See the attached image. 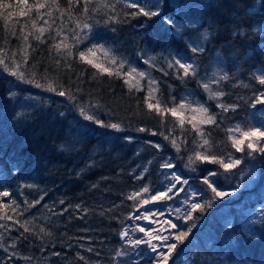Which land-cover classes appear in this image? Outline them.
Returning a JSON list of instances; mask_svg holds the SVG:
<instances>
[{
	"label": "trees",
	"instance_id": "16d2710c",
	"mask_svg": "<svg viewBox=\"0 0 264 264\" xmlns=\"http://www.w3.org/2000/svg\"><path fill=\"white\" fill-rule=\"evenodd\" d=\"M7 2L13 6L9 10L17 14L21 7H26H17V0ZM126 2L92 0L89 5V15L93 17L90 23L103 21L109 15L118 17L116 23H101L95 28L99 42L111 48L109 57L100 51L89 56L112 69L111 76L79 59L78 52L86 51L91 43H80L67 60L57 55L53 47L65 36L66 42L72 44L73 32L79 31L77 21L84 18L83 3L73 0L69 5L68 0H58L63 17L61 12L51 9L55 23L50 20L52 27L45 33L43 43L29 37L32 47L26 64L19 51L20 41L10 34L0 17V57L9 64V71H3L0 65V190L11 192L10 197L0 198L4 205L0 207V264H134L125 251L129 248L133 253L137 248L129 246L130 236L122 239L120 233L136 227L140 220L129 216L140 215L145 208L171 213L168 217L185 230L193 222L196 224L182 246L179 264H264V156L254 154L256 158L249 159L247 149L245 153H236L227 132L236 124L247 123L254 112L250 106L253 94L264 88L255 79L264 75V0H161V15L151 19L142 15L125 17V12L136 11L126 8ZM35 3L36 0H29L30 5ZM113 3L115 11L104 6ZM165 16L180 25L179 35L164 22ZM30 18H37L35 9ZM30 18L14 15L7 25L16 23L19 34L20 26L27 24L25 31H29ZM189 21H193L191 26ZM42 25L41 20L37 26ZM61 26L63 31L56 36ZM51 36L56 39H50ZM195 44L202 45L204 51L191 53ZM13 53L26 75L34 72L41 83L63 86L77 97L76 103L89 106L90 114L94 112L105 123L119 122L125 130L116 132L84 121L76 103L66 97L18 82L10 75ZM177 53L195 62V77L179 79L182 70L168 68V60ZM112 56L116 57V64L111 63ZM151 57L155 59L149 64L143 62ZM122 60L127 63L120 69ZM130 67H136L137 72L131 77L123 76ZM140 71L146 73L143 78H138ZM225 74L228 79L220 80ZM146 76L156 81L151 85L155 89L152 102L159 101L160 114L146 107L150 87ZM125 79L132 84L138 80L142 90L130 91ZM216 80L219 83H210V87L225 95L209 100L203 84ZM184 98L205 104L211 113L220 112L216 108L218 102L239 105L235 111L218 117L219 127L200 126L212 145L208 151L225 157L232 152L237 158L243 157L237 169L224 173L219 165L207 162L188 166V157L201 144V137L189 123L194 114L187 107L178 108ZM174 106L178 113L183 112V126L178 116L167 111ZM139 127L147 130L139 132ZM126 137H131V142ZM169 157L175 163L172 171L192 176L193 187L206 188L196 177L216 170L222 174L217 177L221 190L231 191L238 184L240 189L236 195L217 198L211 208L205 205L203 212L197 210L193 220L187 222L176 220L174 212L178 205L187 210V205L179 203L183 193L173 201L141 207L139 199L160 188L162 173L169 171L160 165ZM16 167L18 172L14 171ZM141 172L143 178L136 179ZM145 186L149 193L142 192ZM134 192H141V197L129 199ZM212 195L207 190L198 202L204 205ZM41 196L39 204L28 207L25 203ZM13 198L15 203L11 202ZM63 209L67 210L61 214ZM26 221L27 232L21 227ZM228 221L231 228L226 227ZM144 250L146 245H141L135 255L138 262L149 264L155 257H142ZM118 252L124 255L118 256Z\"/></svg>",
	"mask_w": 264,
	"mask_h": 264
},
{
	"label": "snow or ice",
	"instance_id": "6c2138e0",
	"mask_svg": "<svg viewBox=\"0 0 264 264\" xmlns=\"http://www.w3.org/2000/svg\"><path fill=\"white\" fill-rule=\"evenodd\" d=\"M75 2L77 4L83 3L84 18L83 20L77 21L76 27L79 29V31L73 32L72 44L66 42V36L61 42L53 44L57 55H61L62 58L67 60V58L72 57L73 48H78V45L80 43L89 42L91 43V46L87 47L86 51L78 52L79 59L86 64L91 65L93 68L100 70L101 72L108 73L109 76L113 75L112 69L103 67L101 63L94 62V60L90 59L89 56L94 57L96 53L100 51L103 52L105 57H109L111 48H106L105 44L99 42L100 38L96 35L95 28L101 23H103L104 26L116 23L118 17L109 15L107 16V19L103 21H96L95 24L90 23L89 21L93 19V17L89 15V5L91 4L92 0H75ZM68 3L69 5H71L73 3V0H68ZM20 6L26 7H21L19 13L17 14L9 10L13 7L11 3L7 2V0H0V17H3V19L5 20L6 26L9 27L10 34L20 41L19 51L23 53L22 61L26 64L29 59L28 50L32 47L31 43L29 42V37L31 36L33 40L43 43L45 33L48 32L52 27L50 20L52 21V23H55V18L53 17V12L51 9L54 8L56 11L61 12V18L63 17V12L61 11L58 0H36V3L31 5L29 4V0H17V7ZM104 6L110 7L112 11H115L116 8V5L114 3ZM125 7L129 9H136V11L124 13L125 17L131 16L133 18L142 15L148 19H151L152 17L160 16L163 10L161 0H127ZM33 9H35L37 17L34 20L30 18V13L33 11ZM42 9L48 10L41 12ZM91 11L96 12L97 9H92ZM14 15H19L21 17L29 16L31 29L29 31H25L27 24H23L20 26L19 34H17L16 23H13L10 26L7 25L9 17H12ZM45 17H48V19H45ZM163 19L166 24L173 26L176 34L179 35L180 25H178L176 21L169 19L166 16L163 17ZM41 20L43 21V25L38 27L37 25ZM17 23H19V21H17ZM188 23L189 26H191L193 21H189ZM112 30L115 31L114 28ZM62 31L63 27L61 26V28H58L56 30V36H60ZM56 36H51L49 38L55 40ZM204 38L207 39V33L204 34ZM190 51L193 54L202 53L204 51V48L200 44H195V46L191 47ZM153 59H155V57L143 59V62L145 64H149ZM12 63L13 66L10 70V75L15 77L18 82L33 85L38 89L55 93L60 97H66L69 101L76 103L77 97L75 95L69 94V92H67L63 88V86H57L53 82L41 83L40 80L36 78V74L34 72L26 75L25 71L21 70V63L15 61V53H13ZM56 63L59 64L60 61L57 60ZM111 63L116 64L115 56H112ZM125 63H127V61L122 60L119 63L118 68L123 69ZM0 65H3V71H9V64L5 63V58L0 57ZM167 66L169 69L178 67V70H182V75L178 76L179 79H183L184 77H188L189 75L195 77L197 74V65L192 60V58H186L179 53L168 60ZM136 72V67H130L128 72L123 73V76L131 77L132 74ZM116 75L120 76L121 73L117 71ZM137 75L143 78L146 73L144 71H140L137 73ZM165 75H167V72H165ZM227 79V74L220 77V80ZM255 79L259 85L264 86V75H257ZM124 82L126 85H128L130 91L132 90V88H136L138 91L142 90L138 80L135 84L130 83L127 79H125ZM155 83L156 81L154 80L149 81L150 87L148 95L145 97V103L149 111L155 110L157 114H160L161 108L159 105V101H157L156 103L152 102L155 89L152 88L151 85H154ZM210 83L218 84L219 80L203 84V89L209 94V100H219V98L224 96L225 93L222 91H213L210 87ZM253 95L254 99L251 101L250 106L254 110V112L248 118L247 123L236 124L234 127H230L227 129V132L229 133L228 140L231 142V148L234 149L236 153H245V150L247 149V156L249 159H255L256 156L254 154L264 156V107L258 108V106H264V88L254 93ZM193 104H195V107H193ZM76 107L79 110L80 117H82L84 121H88L101 127L110 128L112 130H115L116 132L125 130L124 128H122L121 123L119 122L105 123L103 120L99 119L94 112L90 114V108L88 105H80L79 103H76ZM185 107L190 109L194 114L191 117L189 123L192 124V128L196 130L197 135L201 137V144L197 146L194 154L188 157V166L191 167V165L197 162H207L219 165V167L223 169L224 173H231L233 169H237V166L242 164L243 157L237 158L232 152H228L227 156L225 157L223 154L216 155L213 152L208 151V149H211L212 145L210 144V140L208 138H205V134L200 126L216 125L217 127H219L220 124L218 123V117H222L223 114L227 113L229 110L235 111L239 107V105H226L224 103L218 102L216 104V108L220 109V112L211 113L209 107L205 106V104L184 98L178 105V108L183 110L185 109ZM167 111L170 112L174 117L178 116L179 124L181 126L184 125L185 121L183 119L182 111L178 113L177 107L175 106L167 109ZM196 113H199V119H197V116L195 115ZM77 123H79V121H77ZM146 130L147 129L145 127H139L137 129V131L139 132H145ZM150 134L156 135L157 133L151 132ZM167 138L168 137H165V139ZM125 139H127L129 142H131L132 140L131 137H126ZM172 145L176 148L177 153H179L180 148L175 140L172 141ZM154 146L157 148L161 147L159 144H155ZM200 148H205V151L199 150ZM160 167L162 169L169 170L162 173L163 180L161 181L160 188H158L154 194L148 195L146 198L141 197V192H134L131 196H129V199L141 197L139 199V204L141 205V207H143L155 202L173 201L174 199H178L180 197V194L183 193V199L180 200L179 203L182 205H187L188 207L186 211H183L179 205L174 208V212L176 213V220L183 219L185 222L193 220V214L197 212V210L203 212L205 205H207L208 208H211L217 198L223 199L227 196L236 195L240 189V185L238 184L233 187L231 191L221 190V186L217 177L221 176L222 174L216 170L207 171L205 175L196 177V180L202 183V185H206V188L193 187V184L191 183V180L193 179L192 176H185L181 173L172 171V169H174L175 167V163L174 159L171 157L166 158L160 165ZM14 171L18 172L19 168L16 167ZM192 171L195 172L196 169L193 168ZM143 175L144 173L141 172V174L137 176L136 179H142ZM29 187H31V185H29ZM207 190H210L213 195L209 199H206L204 205H202L198 202V199L201 198L202 195L207 192ZM142 192L149 193V187H143ZM10 196L11 192L9 190H0V198ZM41 200H43L42 196L39 200L31 203L25 200V203L28 204V207H32L34 206V204H39ZM11 202L15 203V199L13 198ZM60 203L63 204V201H60ZM0 207H4L2 202H0ZM77 208H79V205H77ZM66 210L67 209H63L61 211V214H63V211ZM165 216H171V213H165V211L161 208H156V210L145 208L144 211L140 213V215L129 216V219L149 221L150 226L147 230L145 227L140 225H137L136 228L133 229V231L143 233V237L128 240V244L130 247L139 248L141 245H146L149 251L155 254V258L153 260H150L149 264H169V262H171V264H179L180 256L183 251L182 246H185V241L188 239L193 229L196 228V224L193 222L185 230L183 228H180V226L177 223L173 222L172 219L166 218L163 219V224L168 226V229H166V231L169 229L176 231L170 232V234L167 236L162 235L159 231H156L154 234V230L151 228V224L159 223V218ZM7 219H11V217H7ZM197 219H199V217H197ZM27 223L28 221H26L24 225H21V227L24 228L25 232L28 231V228L26 226ZM0 227H2V225H0ZM226 227H232L231 221H228L226 223ZM120 236L122 239L127 238L128 232L121 231ZM178 249L180 250L178 251ZM88 250L91 251V249ZM55 255H59V253H55ZM117 255H124V253L118 252ZM80 259L83 260L84 257L81 256Z\"/></svg>",
	"mask_w": 264,
	"mask_h": 264
},
{
	"label": "rangeland",
	"instance_id": "374dc122",
	"mask_svg": "<svg viewBox=\"0 0 264 264\" xmlns=\"http://www.w3.org/2000/svg\"><path fill=\"white\" fill-rule=\"evenodd\" d=\"M138 78H141V77L138 76ZM147 79L150 80V77L146 76V80ZM189 111H191V110H189ZM195 115L199 118V113H196ZM166 218L170 219L168 216L161 217V218H159V223H157V224H151V228L154 230V234H155L156 231H159L162 235L167 236V235L170 234V232L176 231V230H171V229H169V230L166 231V229H168V226L165 225V224H163V219H166ZM137 225H140V226L145 227L146 230L150 226L149 225V221H144V220H140L139 222H137L136 223V226ZM134 228H136V227H134ZM134 228L129 227L127 229L128 230L127 231L128 232V236H130V239H135V238H138V237H143L144 234L143 233H140L138 231H136V233H131L130 230H133ZM154 243H156V242H154ZM139 248H137L136 251H135V249H133V253L129 252V248H128L125 251V255H128V258H130L132 260V263H134V264H136V263H138V264H145V263L138 262V259L139 258H137V254L135 255V253H138L139 252ZM146 251L144 250L142 252V255H141L142 257L148 256V255H152L153 257H155V254L152 253L151 251H149V249H148L147 246H146Z\"/></svg>",
	"mask_w": 264,
	"mask_h": 264
}]
</instances>
